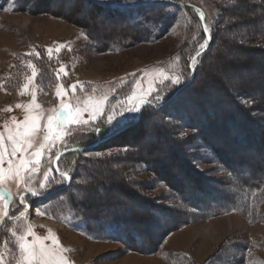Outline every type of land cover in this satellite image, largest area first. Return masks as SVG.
<instances>
[{"label": "rangeland", "instance_id": "rangeland-1", "mask_svg": "<svg viewBox=\"0 0 264 264\" xmlns=\"http://www.w3.org/2000/svg\"><path fill=\"white\" fill-rule=\"evenodd\" d=\"M164 1L0 0V264H264V198L207 218L178 193L264 172V0Z\"/></svg>", "mask_w": 264, "mask_h": 264}, {"label": "trees", "instance_id": "trees-1", "mask_svg": "<svg viewBox=\"0 0 264 264\" xmlns=\"http://www.w3.org/2000/svg\"><path fill=\"white\" fill-rule=\"evenodd\" d=\"M178 1H182V0H178ZM178 1L177 0H165L164 2H159L156 4H158V5L160 4L162 6V5H169L173 2V5L174 6L176 5V7H178L177 6L178 4H176ZM19 2H21V0H17V3H19ZM142 3H143V5H141L142 7H148L149 5H151L148 2H142ZM84 4H86V3H84ZM88 4H90V6H93L92 8L96 13H99V11L101 10V7L105 6V5H100L97 2L88 3ZM156 4H154V5H156ZM187 7H188V9L192 8L191 6H187ZM232 7H235V5H233ZM80 8H81V3L75 2L74 7L72 8L73 11L71 14L72 15L79 14ZM112 8L115 9V6H113ZM129 8H131V7H129ZM62 17L65 20L71 19L70 17H65L63 15H62ZM93 17L94 16L91 15V18H93ZM167 17L171 19L173 16H171V17L167 16ZM130 22H131V24L132 23L136 24L137 27H139L138 25H140V23L138 21L136 23H134L135 21H130ZM80 25L82 26V24H80ZM211 42H212V37L209 38L208 47H206L204 49V51L198 57H201L202 59L205 58V55H207L206 53H208L209 50L213 47V45H211L212 44ZM188 85H190V84H188ZM234 106H236L235 103H234ZM239 106H241V105H239ZM240 108H243V110L240 109V111H241L240 113L243 117L246 115L245 113H247V109L245 107H240ZM203 109L208 110L207 108L205 109V106L203 107ZM243 111H244V113L242 114ZM209 112H210V110L208 111V113ZM210 113L213 114L212 111ZM185 118L188 119L186 116H185ZM131 119H132V122H134L135 124L130 125V127H128L129 129L130 128L132 129L133 126H135L137 124V122L140 121V117L135 119V120L133 118H131ZM138 124H139V122H138ZM231 125H232V123H231ZM128 128H127V130H128ZM99 131H101V130H99ZM99 131L94 132L95 137L97 136L96 133H99ZM115 132H117V131H115V128L100 132V133H102L101 139L106 137V140L103 141L102 143H100L99 146H97V147H100V146H103L107 143H110V141H114L116 139L115 137H117L116 136L117 134H114ZM125 137H124V140L126 141ZM134 138L138 139V137H136V136H134ZM92 141H89L88 139H86V140H82L79 142L76 141L75 144L86 145ZM260 142H261L260 144H262V141H260ZM210 150H212V148ZM213 152H214L213 154L216 157H219L220 160H222V161L224 160L223 153L221 154L216 150ZM68 154L69 155H77L78 152H70ZM249 158L250 159H248V160H244V161L242 160L241 162H238V164H236L234 166L231 165L232 167H230V166L228 167V172H229L231 178L233 179L229 185H230V187H233V191H232V193H230L231 197L229 199H228V197H226V195L222 196L223 197L222 205H215L214 206V204H212L210 202L209 203L206 202L207 200H205L203 198V196H201V195L195 196L194 192H195V194H197V193L199 194V192H202L201 190L199 191V189L197 188V186L195 184H194V186H190V187L186 185V188L184 189V191H178V193L180 194L181 198L182 197L184 199L188 198L190 200V201L186 200V204L188 206L194 207L198 212L201 213V215H203L207 218L216 216L218 214H225V213L230 212L231 210H238L240 212H248L249 213L250 204L252 202H254V204H255V202H256L255 199L259 198V196L264 198V172H262L263 170L260 169V165L257 164V162L255 160L256 159L255 154L250 153ZM231 164H232V161H231ZM245 166H246V168H244ZM200 194H203V193H200ZM202 199H204L205 201H201ZM202 207H204V208H202ZM115 216L116 215L111 214L110 217L115 218ZM100 223L101 224H99V225L101 226L103 231H105L107 233V235L116 236L124 242L131 241V240H138L139 237L141 236V233H142L134 225V223L131 224L129 221L121 220V218L116 223H110L109 224V223H106V221H104V220L101 221ZM181 257L182 258L184 257V260H188V256H186V255L181 256Z\"/></svg>", "mask_w": 264, "mask_h": 264}, {"label": "water", "instance_id": "water-1", "mask_svg": "<svg viewBox=\"0 0 264 264\" xmlns=\"http://www.w3.org/2000/svg\"><path fill=\"white\" fill-rule=\"evenodd\" d=\"M100 142V141H99ZM92 146H90V147H86V149H89V148H91ZM83 149H85V148H75L73 151H82ZM7 217L6 216H4V217H2V220L3 219H6ZM1 220V221H2Z\"/></svg>", "mask_w": 264, "mask_h": 264}]
</instances>
